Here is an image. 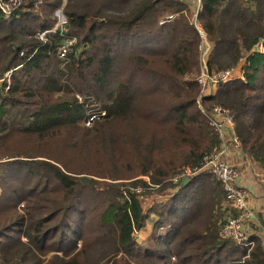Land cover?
Instances as JSON below:
<instances>
[{"label": "trees", "instance_id": "obj_1", "mask_svg": "<svg viewBox=\"0 0 264 264\" xmlns=\"http://www.w3.org/2000/svg\"><path fill=\"white\" fill-rule=\"evenodd\" d=\"M59 8L65 35L77 42L63 70H54L65 38L54 30ZM171 11L181 13L160 24ZM197 17L210 43L209 74L235 67L241 73L217 83L213 94H201L189 77L200 74L201 36L190 7L179 0H21L10 18L0 10V166L18 158L0 170V186L8 182L0 194V264H264L257 234L249 250L219 235L225 194L218 181L205 172L191 175L185 186L172 180L184 167L199 169L217 143L198 98L205 110L221 105L234 112L242 151L264 168V0H201ZM155 58L162 59L158 66ZM120 64L132 69L126 78ZM139 73L146 83H133ZM74 76L96 100L104 98L93 128L80 124L89 115L71 86ZM153 115L167 124L171 141L164 146L180 158L158 160L162 142L140 132L139 119ZM14 133L35 137L33 148L43 153H7ZM125 147L145 152L139 173L148 181L128 185L118 181L128 175L95 170L125 162L117 156ZM103 154L121 161L94 164ZM11 166L27 171L16 176ZM30 173L40 180L29 187ZM17 178L25 188L11 189ZM153 192L168 193L166 205L144 209L140 196ZM153 215L151 232L139 242L136 233Z\"/></svg>", "mask_w": 264, "mask_h": 264}, {"label": "rangeland", "instance_id": "obj_2", "mask_svg": "<svg viewBox=\"0 0 264 264\" xmlns=\"http://www.w3.org/2000/svg\"><path fill=\"white\" fill-rule=\"evenodd\" d=\"M179 1H181L183 5H186V6L190 7V9H191V22L194 24V26L200 32V36H201V46H200L201 57H200V61H201V64H202L201 67L204 68V66H205L204 64H206V58H207V55H208V51L210 49V43L207 40L206 34L202 30L201 23H200V21H199V19L197 17L198 11L200 10V6H199V3H198V0H179ZM0 3H1L3 9L6 11V13L4 15L7 18L11 17L10 15H8L7 10L13 8V11H12V13H13L19 6V4L11 5V4H9V3L5 2V1H3V3L2 2H0ZM58 10L62 12L61 8L57 9L56 11H58ZM170 13H173L175 15V18H177V17H179L181 11H171ZM56 28H60L57 16H56V25L54 27V30H56ZM65 29L67 30V27ZM43 38H41V40ZM75 39H76V42H77V38L76 37H75ZM57 56H58V52H57ZM144 58L148 59L150 61V63H152V60H153L152 57H147V55H144ZM57 59L59 61H57ZM161 61H162L161 58H155L154 59V63L157 66L160 64ZM64 65H66V64H64ZM62 67H63V64L60 61V59L58 57L55 58V62L53 64V69L54 70H56V69L58 70L59 68L62 69ZM122 67L124 69L122 71L119 69V73H122L123 77L126 78V75L128 73H130L132 71V69L129 68L127 65L124 66V64H120V68H122ZM7 73H8V75H7ZM7 73H5V77L7 78L6 81H8V83H9L10 71H8ZM197 76H198V73H195L193 75H190L189 77L196 79ZM133 78H134V82L133 83H138V84L146 83V80H147L145 78V75L141 74V73H139L138 75L134 76ZM63 79L66 80L67 79V75H66V78L63 77ZM130 79L131 78H129V80ZM72 80H73V84H71V86L75 84L74 89H76L74 91H79V92H76V93L74 92V93L76 94V97L79 100L85 101V105H86V112H85L86 114L85 115H89L85 119H81L80 120V124L83 125V127H91V128H93L94 125H95L94 124L95 120L97 121L98 119H100L99 115L103 114L102 108H101L103 102L101 103V101H103L104 98H103V96H100V98H99L100 100H96L94 98V95L90 94L91 90L86 89V87H84V86L82 87V85L80 84L81 82H79V80L77 79L76 76H74V78H72ZM0 82H2L1 79H0ZM88 85H89V87H91L92 82H89ZM212 86H213V90L215 92L216 89H217V86L214 83H213ZM92 87H93V85H92ZM5 89H6V87H5ZM72 89H73V87H72ZM64 92H66L65 89H64ZM63 95H64L63 91L58 92V93L55 94L56 97H62ZM91 114L95 115V118L92 117V120L89 122V124H87V121H88L89 117L91 116ZM145 114H146V112L142 113L141 115H145ZM174 115H175L174 112L170 113L169 114V118L167 119V121L169 122L170 121V117H172ZM151 117L149 116L147 118L139 119L138 123L141 124V127H140L141 131L140 132L144 135L145 138H147L148 140L154 139L155 142H157V140H160V142H162V147H161L162 156L157 154V156H158L157 159L158 160H166L168 162H171V160L180 158V154L179 153L176 154V152L174 151V149L172 147H170V148L167 147L166 148L164 146L163 142H170L171 141L170 134L166 133L168 131L167 124H159L158 121H160V120H158L154 115L151 116ZM117 127L118 128H123V125L120 123V124L117 125ZM235 130H236V127H235ZM165 137L167 139H163ZM34 140H35V137H33L31 135H24V134H20V133H14L9 138V140L6 141V143H8L9 149L12 151V152H8L7 151V153H14L16 155H20V154H23V155H38L39 153H43V152H41L42 150H36L35 148H33V144L32 143H33ZM156 150L160 151L159 147L157 149V146H156V149L153 150V153L150 150V152L152 153V157H153L154 161L157 160L156 156H155V153H154V152H156ZM137 151H138V149H137ZM137 151H134V150L130 149V152H129L128 148L125 147V150H123V152L121 153V157L119 155H117L119 159L125 158V162L123 161V163H121L118 167L117 166H110L109 169H107L108 168V163L105 162V166H103L102 164L106 160V158L109 161H111L113 159L112 158H108L107 156L105 158L104 154H103V157L100 155L102 162L97 161L94 164H96L98 166L102 165L101 167H104V169H102L100 167H99V169H95V168L94 169L99 174H105V170H106V173L108 175H128L126 178L118 180V181H121L122 183H125V184H128V185L130 183H132L133 180H136L138 178L139 179H143L144 181H148V177L147 176H144V175L141 176L142 174L139 173L140 169L142 168V165H144V162H145V160H142V156L145 155V152L143 151L141 153V155H140V154L137 153ZM78 152H80V151H78ZM99 153H97L95 151H87L86 155L95 156V155H97ZM242 154L244 156L242 160H235L234 159L235 157L233 156V153H232V155L230 156V161L229 162L232 165H234L236 168H238L243 173V175H245L247 177V179L252 183V185L254 187V190H256L255 194L249 195V198H248L249 199V205H251L252 202H255L257 204V205L253 206L255 208V210L256 209H261V213L259 212L260 213V219L259 218L258 219L264 225V168H263V166L260 163H258L254 159H252L245 152L242 151ZM73 155H75V153H73ZM41 158H43V157H41ZM14 159H18V158L11 157V158L5 159V161L3 163H1L0 170L3 169L2 165L4 163H6V164L12 163V162H10V160H14ZM136 159H137V161H136ZM121 160H113V161H114V163H116V162H119ZM12 167H14V168H12ZM9 168H7V170L8 171L12 170L14 173H16V176H20L19 174H23L24 175V173L27 171L26 169L23 170L22 167L11 166ZM27 177H28V179L30 178V180L28 181L29 182L28 183L29 187L31 185H33L34 183H36L38 180H40V178L38 176H31V173ZM94 178L97 180V182H102L101 180H104V181L107 180V182H118V181H112L110 179H100V178H96V177H94ZM7 179H8V181H11L9 178H7ZM20 182H22L20 179H18L17 181L13 180V182L11 184V189H13L14 187H15L14 189H16V187H18V186L20 187V189L25 188L26 185H27V182L23 183V184H21ZM3 183H4V186L3 187L0 186V194L3 192V189H5V188L7 189L8 188V187H6L8 182H6V183L3 182ZM97 186L103 187L102 184L97 185ZM154 193L155 192H153V193H151L149 195H145V193H144V195L140 196V200H141V202L143 204L144 209H147L148 207H153L155 203H159L155 207H158V206H161V205L163 207V206L166 205L165 203H166V200L169 198V194L165 193L163 195L162 194L159 195V194H154ZM223 205H224V202H223ZM19 206H22V202L19 204ZM152 219H157V216H155V215L151 216V219L147 221V224L145 225V227L142 230H140L139 232L136 233V235H137L136 238H137V240L139 242L141 240L145 239L149 235V233L151 232ZM256 226H258V225H256ZM256 226L253 228V233L261 235L262 241H263V245H264V227H261L259 229L258 227L256 228ZM257 230H258V232H257Z\"/></svg>", "mask_w": 264, "mask_h": 264}, {"label": "built area", "instance_id": "obj_3", "mask_svg": "<svg viewBox=\"0 0 264 264\" xmlns=\"http://www.w3.org/2000/svg\"><path fill=\"white\" fill-rule=\"evenodd\" d=\"M15 5L19 4L21 0H0ZM247 1V0H241ZM201 7V0H198ZM0 10L3 14L6 11L3 9L0 3ZM13 8L8 9V15L12 16ZM55 15L58 18L60 29L63 35L67 33L66 18L61 11H56ZM9 16V17H10ZM175 18L173 13H169L161 18L160 24L168 23ZM45 33H40L39 37L43 38ZM76 39L72 35H65L62 45L58 49V58L63 64H67L68 54L71 51ZM204 68L201 67L200 74L196 77L197 83L201 87V94H213V83H225L235 77H240L241 73L238 67L228 68L225 70L214 72L209 74V71L204 64ZM8 75V73H7ZM10 75V74H9ZM199 109L203 116L207 119L209 127L217 136V143L210 150L205 152L202 157L201 165L199 169L192 171L188 167H184L176 174L172 180L173 182L181 181L183 177H190L198 172H205L218 181L223 188L225 199L223 210L225 217L222 226L219 230V235L222 238H230L235 244L247 246L248 250L253 246V242L250 238L251 233L249 231V222L253 218L252 211L248 204V190L242 185L237 168L232 165L230 156L242 155L241 140L235 130L236 120L234 112L230 109L224 108L221 105H213L209 110L202 108L199 98L197 100ZM95 118V115H91L87 121V124ZM135 192H140L139 188L134 187ZM126 195V191L122 192Z\"/></svg>", "mask_w": 264, "mask_h": 264}, {"label": "crops", "instance_id": "obj_4", "mask_svg": "<svg viewBox=\"0 0 264 264\" xmlns=\"http://www.w3.org/2000/svg\"><path fill=\"white\" fill-rule=\"evenodd\" d=\"M235 160H242L243 159V154L242 155H236L234 156ZM238 172H239V176H240V181L242 183L243 186H245L248 190V198H249V195H252V194H255L256 190H254V187L252 185V183L247 179V177L245 175H243V173L237 168ZM248 204H249V199H248ZM254 205H257L255 202H252L251 205H249L251 211H252V214H253V218L252 220L249 222V231L250 233L252 234L253 233V228L256 226V228L258 227L259 229L261 227H264V225L260 222V213H261V209H256L253 207ZM258 210V211H257ZM260 212V213H259ZM259 218V219H258ZM257 223V224H256ZM260 226V227H259ZM258 232V230H257ZM260 234V233H259ZM258 235V234H257ZM137 236V235H136ZM139 236V235H138ZM261 239V235H258Z\"/></svg>", "mask_w": 264, "mask_h": 264}, {"label": "water", "instance_id": "obj_5", "mask_svg": "<svg viewBox=\"0 0 264 264\" xmlns=\"http://www.w3.org/2000/svg\"><path fill=\"white\" fill-rule=\"evenodd\" d=\"M264 40H262L263 42ZM254 50H257V46H254ZM80 180L85 183L87 181V177L86 176H82L80 177ZM189 182V178L188 177H183L181 180V186H185L187 183Z\"/></svg>", "mask_w": 264, "mask_h": 264}]
</instances>
